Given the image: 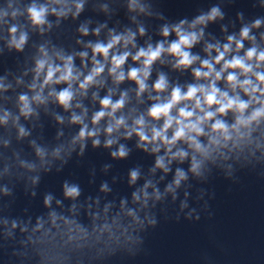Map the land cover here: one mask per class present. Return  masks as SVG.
I'll return each mask as SVG.
<instances>
[{"label":"clouds","instance_id":"obj_1","mask_svg":"<svg viewBox=\"0 0 264 264\" xmlns=\"http://www.w3.org/2000/svg\"><path fill=\"white\" fill-rule=\"evenodd\" d=\"M121 6L134 30L131 26L108 28L104 22L89 31L90 22H86L76 31L80 38L92 36L95 42L83 43L79 52L65 54L50 42L36 46L32 81L26 92L17 95L18 115L13 125L21 117L31 118L36 108L54 103L69 113L68 123L78 128L71 144L78 143L81 154L89 140L94 148L99 147L103 135L106 149L118 145L110 152L113 159L129 155L130 150L119 141L134 140L138 150L154 158L153 173L172 174L175 164L168 192L186 179L181 170L185 164L188 173L200 177L205 162L217 164L239 159L245 149L249 154L261 150L260 142L252 137L264 130V17L245 22L238 12L239 30L229 33L221 23L220 39L208 31L210 25L225 19L221 7L213 5L191 19L161 24L153 42L147 27L138 22L140 17L153 18L152 3L122 0ZM260 7L264 8V0ZM84 9L85 0H30L23 7L10 0L7 9L0 11V33L6 34L9 51L23 53L30 33L42 37L51 30L49 17H55L57 25L69 18L76 21ZM99 11L109 14L107 5H101ZM154 18L165 20L162 12ZM76 43L81 45V39ZM9 88L0 84V92ZM85 100L91 109L84 106ZM8 118L5 112L0 125H7ZM56 122L64 123L60 117ZM260 134L264 137V131ZM26 136L24 128L18 127V138ZM35 155L43 159L44 152L36 147ZM53 155L58 156L59 150ZM137 179L138 173L131 171L130 186ZM149 186L145 183L141 190L142 207L147 206ZM63 194L75 200L80 190L65 183ZM154 198L158 201L160 196L154 193ZM50 200L46 196L44 204L49 205ZM132 200L138 203L141 196L133 192ZM124 214L139 223L131 210Z\"/></svg>","mask_w":264,"mask_h":264}]
</instances>
